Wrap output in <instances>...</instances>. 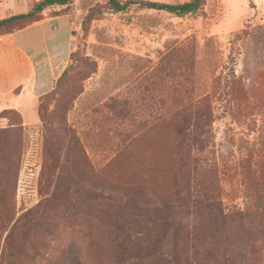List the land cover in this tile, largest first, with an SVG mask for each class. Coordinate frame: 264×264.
<instances>
[{
  "label": "rangeland",
  "instance_id": "obj_1",
  "mask_svg": "<svg viewBox=\"0 0 264 264\" xmlns=\"http://www.w3.org/2000/svg\"><path fill=\"white\" fill-rule=\"evenodd\" d=\"M181 187L243 219L215 235ZM0 264H264V0H75L0 35Z\"/></svg>",
  "mask_w": 264,
  "mask_h": 264
},
{
  "label": "trees",
  "instance_id": "obj_2",
  "mask_svg": "<svg viewBox=\"0 0 264 264\" xmlns=\"http://www.w3.org/2000/svg\"><path fill=\"white\" fill-rule=\"evenodd\" d=\"M75 0H41L37 2L27 13L11 16L0 20V35L10 33L16 26L27 25L38 21L44 10L52 6H63ZM108 6L115 12H123L130 5H138L141 9L167 12L176 16H184L197 12L201 7V0H190L182 4H167L161 2H150L143 0H131L121 3L118 0H106ZM203 118L199 124L195 125V133L183 130V139L194 140L201 143V137L209 133L211 125V113L206 109L202 111ZM46 121L45 119H43ZM183 195L180 201L183 205L193 211H201L206 214V218L213 227L214 234L220 235L222 231L229 230L232 224L243 219V213L239 211L226 212L221 201L214 193H206L194 188L181 187ZM217 235V236H218Z\"/></svg>",
  "mask_w": 264,
  "mask_h": 264
}]
</instances>
